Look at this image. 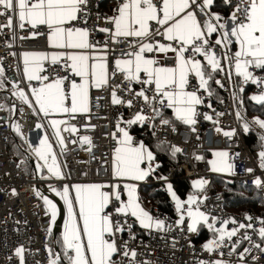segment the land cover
I'll return each mask as SVG.
<instances>
[{"label": "snow or ice", "instance_id": "snow-or-ice-1", "mask_svg": "<svg viewBox=\"0 0 264 264\" xmlns=\"http://www.w3.org/2000/svg\"><path fill=\"white\" fill-rule=\"evenodd\" d=\"M0 8V15L15 13L18 27L23 30L28 26L32 38L44 35L51 49L26 51L22 55L24 76L29 83L38 84L31 87L30 93L38 106L33 108L34 113H42L45 118L75 119L77 115L91 113L92 89L110 88V81L117 74H121L122 82L139 85V90L122 85L111 87V103L133 110L131 118L121 116L115 131L110 133L115 142L108 161L111 181L64 183L59 190L49 185L55 197L63 201L66 213L59 238L54 236L53 229L61 209L53 199L36 192L49 216L46 231L55 240V247L46 245L51 257L49 264H150L138 260L142 253L129 244V240L136 239L133 226L138 224L149 234L172 230L166 219L154 216L143 206L138 189L141 182L150 179L161 183L174 202L176 228L189 234H199L206 228L212 234L202 244L204 252L222 256V249L229 248V254H236L241 262L253 249L264 252V217L258 218L257 229L252 223L254 218L247 214L245 223L234 217L219 219L202 211L200 206L207 199L202 193L208 184L204 178L193 180V191L186 199L177 194L169 177L162 174L160 153L175 158L185 150L157 136L158 127L178 132L180 125L195 133L201 116L218 124L212 115L202 114L199 107L215 95L214 86L225 88V80L235 89L232 96L238 104L243 105L247 98L264 107V0H117L112 14L104 16H92L90 0H0ZM101 21L105 26H100ZM12 26L9 16L8 24L0 28ZM96 32L105 34V39L96 40ZM121 44L125 47H115ZM116 51L119 56L114 55ZM249 85L257 89L251 96H247ZM118 91L126 96L118 95ZM240 93L245 96L240 97ZM13 95L33 107L23 89ZM206 106L212 108L211 103ZM235 116L243 122V133L252 131L253 125L261 130L258 161L264 169V119L254 117L248 121L240 111ZM69 119L49 121L61 150L65 147L61 131L78 132ZM134 125H150L151 134L157 137L155 146L134 136ZM14 128L21 134L19 124ZM215 131L230 139L237 136L236 129L225 131L216 127ZM80 141L91 150L89 136ZM33 152L42 162L36 165L37 173L45 169L48 173L40 175V179H67L47 135ZM195 159L205 158L196 155ZM207 164L212 172L234 174L235 165L230 162L228 151H213ZM253 182L257 187L264 185L260 177ZM12 195H16L15 189ZM248 230L255 232L261 242L254 241ZM124 233L129 240H122ZM235 237L239 239L234 241ZM244 241L251 247L238 251ZM25 251L23 245L15 249L19 264H25ZM199 264L225 262L210 257Z\"/></svg>", "mask_w": 264, "mask_h": 264}, {"label": "built area", "instance_id": "built-area-1", "mask_svg": "<svg viewBox=\"0 0 264 264\" xmlns=\"http://www.w3.org/2000/svg\"><path fill=\"white\" fill-rule=\"evenodd\" d=\"M106 1L90 0L92 16L112 14L103 7ZM113 1L117 4V0ZM2 11L3 9L0 8V12ZM9 16L12 17L13 26L0 28V68L3 69V76L8 84L4 90L6 100L3 99L0 92V106H3L0 108V264H19L15 249L21 245L26 249L24 253L25 264H49L51 257L48 254L46 245L55 247V240L46 231L50 223L49 216L46 215V206L43 204L42 199L36 196V192L53 199L61 209V216L58 217L53 229L54 236L59 238L63 230V218L66 213L63 201L59 197H55L49 185L59 190L64 183H107L111 181L108 161L115 142L111 139L110 133L115 131V124L121 116L128 119L133 114V110L128 109L126 106L111 103V87L122 85L123 88L133 87L139 90V85H129L126 81L122 82L121 74H117L110 81V88L92 89L91 113L77 115L75 119L62 116L64 119H69V123L74 124L78 128V132L72 134L61 131L65 141V147L61 150L55 136L52 134L53 129L48 126L49 117L45 118L42 113H34L33 111V108L38 109V106L34 104V98L30 94L31 87L38 86V84L36 81L31 83L27 81L23 74L22 65L24 52L51 51V49H49L44 35H37L32 38L28 26L21 30L18 27V16L15 13L10 12L6 15H0V26L8 24ZM100 26H105L102 21ZM95 39L102 41L105 39V34L96 32ZM115 47L123 48L125 45L121 44ZM114 55L119 56L120 52L116 51ZM45 67H48V65H45ZM224 83L225 88L222 91L227 98L223 101L221 109L214 107L209 98H206L205 105L199 107L202 114L207 112L212 115L213 120H217L218 124L204 120L201 116L199 123L196 125L197 131L195 133L191 132L190 129L180 127L178 132L158 127L157 136L185 150L182 154L188 162L181 165V169L186 178L192 180L204 178L208 181L202 193L203 196L207 197L200 206L202 211L219 219L234 217L238 221L247 223L244 219L245 215L233 214L226 209L223 196L209 185V179L216 174L210 171V166L205 160L198 161L195 159L196 155L205 157L207 153L212 154L216 150L228 151L230 162L235 165L234 174L226 176L228 180L246 188H256L264 197V185L257 187L253 182L256 177L264 180V169L259 167L258 151L249 148L244 133L240 130L243 122L237 120L235 116V113L240 111L246 118L244 107L238 104L237 99L233 98L232 92L235 90L231 88L229 82L225 80ZM13 85H18V88H14ZM246 87L249 90L248 96L257 91L253 85ZM20 89H23L28 95L29 100L33 102V107L30 108L19 97L13 95L14 92ZM117 94L126 96V93L120 91ZM208 103L212 104V108L206 106ZM8 109L12 110V115L8 112ZM213 109H215V113H224V115L216 116ZM145 111L148 112L149 110L145 109ZM17 124L20 125L23 133V145H20V148L32 164L35 177H29V175H33L32 170L26 172L20 163L11 160L8 156L9 137L14 125ZM37 124H42L44 127L37 128ZM61 127L63 128V126ZM146 127L152 128L150 125ZM216 127H220L225 131L236 129L237 136L231 139L225 137L222 132L217 133L215 131ZM45 135L52 143L53 150L57 154L58 163L67 176L64 181H57L55 178L50 180L40 179V175H48L46 169L41 173H37L36 165L42 162L35 156L33 149L39 146V141ZM83 136H89L92 140L90 151L88 150L89 145L80 141ZM197 136H199V139H197ZM237 153L239 155H236ZM248 168H252L254 171L249 173L246 171ZM174 172L175 169H172L166 174L170 181H172ZM151 180L152 184L158 185L160 190L166 192L161 183L155 179ZM13 189H15L16 195H12ZM170 205L174 210L173 214L165 213L157 207L145 208L154 216L166 219V222L172 226L171 231H153L149 234L141 229L138 224H135L133 226L136 232L135 240H129L127 233L122 234V240H129L130 246L136 248L138 253H142V255H138V260L149 261L150 264H199V261H207L212 257L223 260L225 264H253V262L264 264V252L255 249L243 262L239 260L236 254H229V248L222 249L224 253L222 256H219L218 253L209 254L204 252L202 244L206 241L199 240L200 234H189L176 228L177 213L171 198ZM247 215L254 218L252 223L258 229L260 227L258 218L264 217V215L255 212ZM228 227L231 228L232 225ZM248 232L252 235L254 241L261 242L255 232H252V230H248ZM243 235L244 230L241 231L239 236L242 237ZM238 239L239 237L233 238L234 241ZM245 247H251V244L244 241L238 251H243ZM117 259L120 258L117 257Z\"/></svg>", "mask_w": 264, "mask_h": 264}, {"label": "trees", "instance_id": "trees-1", "mask_svg": "<svg viewBox=\"0 0 264 264\" xmlns=\"http://www.w3.org/2000/svg\"><path fill=\"white\" fill-rule=\"evenodd\" d=\"M103 7L106 10L108 9V1L103 4ZM0 76L2 79V86H5V88H7L8 84L6 79L2 75ZM5 88L0 87V92L3 99L6 100V97L4 95ZM214 89L215 95L209 99L212 101L214 107H216L217 109H221V101H225L227 96L221 88L214 86ZM248 91L249 90L247 89V96ZM239 96L243 97L245 96V94L240 93ZM241 106L244 107L246 119L248 121H252L254 117H260L261 119H264V107L255 104L247 98H245L244 104ZM168 114H171V110H168ZM179 127L183 129H189L187 126L180 125ZM152 131V128H147L146 126L134 125L132 128L133 135H137L140 139H143L146 142H149L150 144L155 146L157 139L151 134ZM260 134L261 130L256 128L254 125L252 131L247 134L244 133L246 143L248 144L249 148L253 151L260 150L258 147ZM14 138H16L15 128L12 130L9 137L8 156H10V146ZM204 158V160L207 162V160L212 158V154L207 153ZM160 162L162 163V174L166 175L172 169H175L171 182L173 183V187L177 191V194L182 199H186L187 195L193 191L191 187L192 179L186 178L184 172L181 169V165L188 162L187 158L182 153L177 154L175 158H170L166 153L161 152ZM29 171H31V169L27 168L26 172ZM209 185L211 188H213L215 191L219 192L223 196L225 207L229 212L237 215H246L252 212L264 215V197L257 191L256 188L243 187L237 183L231 182L230 180H225L219 177L218 175L211 176ZM139 195L141 197L142 203L147 207H157L165 213L173 214L174 210L171 208L170 205L171 197L168 195L167 192L160 190L158 185H154L151 182L149 184L143 185L140 188ZM199 234V240L201 241L209 239L212 235L207 229H203Z\"/></svg>", "mask_w": 264, "mask_h": 264}, {"label": "rangeland", "instance_id": "rangeland-1", "mask_svg": "<svg viewBox=\"0 0 264 264\" xmlns=\"http://www.w3.org/2000/svg\"><path fill=\"white\" fill-rule=\"evenodd\" d=\"M0 82H2L1 76H0ZM0 87L5 88V86H0ZM8 112L12 115V110L8 109ZM15 134H16V138H14L13 142H11L9 158L11 160H13V161H16V162L20 163L24 167L25 170L27 168H30L32 170V172H33V175H29V177H31V176L35 177L34 168L32 167V164L28 161V158H27L26 154L19 147V145H23V133L21 131V134H18L15 131ZM212 173H214L216 175H219V177H221V178H223L225 180H228V178L226 177L228 175V173H217V172H212ZM193 180H196V179H193ZM193 180H192V182H193Z\"/></svg>", "mask_w": 264, "mask_h": 264}, {"label": "crops", "instance_id": "crops-1", "mask_svg": "<svg viewBox=\"0 0 264 264\" xmlns=\"http://www.w3.org/2000/svg\"><path fill=\"white\" fill-rule=\"evenodd\" d=\"M108 1V9H107V11L109 12V13H112V10L116 7V3L113 1V0H107ZM22 65H23V59H22ZM53 118H55V119H63V117L62 116H55V117H49V120H51V119H53ZM183 126V125H182ZM134 136H136V137H138L137 135H134ZM139 138V137H138ZM140 139V138H139ZM214 174V173H213ZM152 180L150 179V180H148V181H145V182H141L140 183V186H139V189H138V191H139V193H140V188L143 186V185H146V184H149L150 182H151ZM96 183H100V182H96ZM143 206L144 207H147L146 205H144L143 204ZM206 229V228H205ZM210 238H211V236H210ZM209 238V239H210ZM208 240V239H207ZM207 240H205V241H207Z\"/></svg>", "mask_w": 264, "mask_h": 264}]
</instances>
